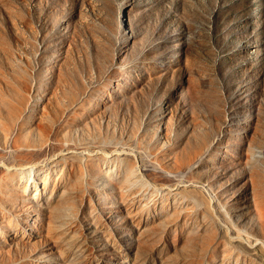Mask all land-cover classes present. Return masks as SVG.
Segmentation results:
<instances>
[{
  "label": "rangeland",
  "instance_id": "rangeland-1",
  "mask_svg": "<svg viewBox=\"0 0 264 264\" xmlns=\"http://www.w3.org/2000/svg\"><path fill=\"white\" fill-rule=\"evenodd\" d=\"M11 104L0 264H264V0H0Z\"/></svg>",
  "mask_w": 264,
  "mask_h": 264
},
{
  "label": "bare ground",
  "instance_id": "bare-ground-1",
  "mask_svg": "<svg viewBox=\"0 0 264 264\" xmlns=\"http://www.w3.org/2000/svg\"><path fill=\"white\" fill-rule=\"evenodd\" d=\"M18 107L19 106L13 104L8 106V109L6 110L0 107V141H2L3 147L8 148L12 146L14 148L15 154L13 155V158L19 159L20 157H23L26 160L33 161L36 160L34 159L36 155V152L34 150L37 149H22V147L30 148V146L32 145L23 146L21 143L22 140L19 137H13L12 124L4 119L5 111H7L11 120L15 121V118L18 119V117L21 116V109H19ZM42 110L43 113L40 112L35 129L38 136V142L41 145L44 144V139L47 138L49 132L54 128V119L52 115L47 112L48 110H46L45 107H43ZM23 126L24 124L22 125V127ZM112 159L114 160L115 158ZM2 160L6 161V163L1 162ZM32 163L28 164L21 162L19 164H21L23 168L16 169L15 164H13V160L8 157V154L0 153V183L9 188L11 186H14L15 188L19 187L25 192L26 195L40 194L39 181H41L43 185H46L49 182L51 177L50 171L52 170V167L48 166L46 161L38 164H36L37 161L35 164ZM126 170L129 171V178H127L129 185L136 186V182H138L140 183V185L144 186V184L147 183L146 181L144 183V176H142L141 172L137 170V167L136 171L132 172V168L127 165Z\"/></svg>",
  "mask_w": 264,
  "mask_h": 264
}]
</instances>
